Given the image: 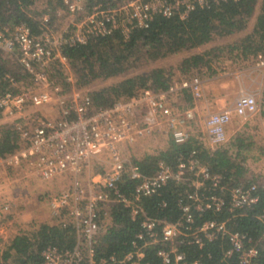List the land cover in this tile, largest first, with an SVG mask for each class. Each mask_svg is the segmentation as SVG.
Here are the masks:
<instances>
[{
  "label": "built area",
  "instance_id": "built-area-1",
  "mask_svg": "<svg viewBox=\"0 0 264 264\" xmlns=\"http://www.w3.org/2000/svg\"><path fill=\"white\" fill-rule=\"evenodd\" d=\"M53 1L60 5L57 15L69 19L62 29L56 30L49 12L41 15L37 33L25 21L0 27V58L15 61L23 72L19 79L9 71L3 74L7 85L0 90V131L9 125L18 145L0 155V169L27 170L44 181L62 175L69 180L63 187L41 192L40 198L47 201L51 222L73 228L74 244H46L40 264H149L148 247L154 248L161 264H258L264 259V206L255 211L260 223L257 236L240 227V218L260 200L264 167L252 166L246 155L244 177L230 181L223 172L212 171L196 148L179 152L171 164L157 146L147 152L156 155L149 172L137 161L145 154L130 153L153 136L175 143L193 136L210 150L228 146L227 128L233 117L259 111L255 94L240 89L232 106L198 115L194 105L177 101L185 90L192 99L202 94L201 72L192 69L188 76L171 80L167 89L142 88L129 98L96 105L89 89L76 84L62 52L64 45L84 44L115 29L128 36L134 27L149 26L158 14L183 18L198 7L227 0H125L114 5L99 1L90 8L87 0ZM254 60L264 65L261 54ZM58 67L67 86L52 75ZM96 162L100 167L95 168ZM125 176L133 182L127 191L120 185ZM170 180L182 185L176 195L179 215L170 219L147 213L142 198L159 193ZM113 203L126 207L138 227L122 254L96 256L97 240L111 222L108 208ZM160 205L165 206L166 200ZM10 207L9 199L0 195V225L7 221ZM207 211L223 217L200 219ZM8 222L12 224L11 219ZM7 237L0 227V240Z\"/></svg>",
  "mask_w": 264,
  "mask_h": 264
},
{
  "label": "trees",
  "instance_id": "trees-1",
  "mask_svg": "<svg viewBox=\"0 0 264 264\" xmlns=\"http://www.w3.org/2000/svg\"><path fill=\"white\" fill-rule=\"evenodd\" d=\"M99 1L114 5L125 0H87V7L90 8ZM258 1L259 12L252 30L239 37L233 44L227 45L225 50L233 59H254L258 54L264 57V0L222 1L208 7H198L183 18L178 15L164 17L158 14L152 18L149 26L134 27L128 36L115 29L84 44L64 45L62 52L68 58L76 84L84 86L96 79L120 75L139 59L155 60L169 53L191 49L208 42L214 34L225 35L242 30L246 27ZM55 5L56 1L53 0H0V27L6 23L25 21L32 33H37L41 15L51 11ZM50 15L52 20L54 15L52 13ZM218 53L204 50L185 55L179 69L185 72L192 69L199 71L200 67L205 65L213 71L214 69L209 67L214 61L211 55L216 56ZM6 71L11 72L17 79L23 75L21 66L15 61L0 58V90L7 85L3 79ZM52 75L64 86L69 84L59 67ZM171 80V73L165 67L156 66L125 76L111 84L89 89V93L94 104L110 105L115 100L136 95L142 88H151L155 91L167 89ZM17 139L15 131L9 125H2L0 155L14 151L18 145ZM167 141V147L160 155L171 164L176 162L179 152L196 148L200 159L208 164L212 171L223 172L230 181L243 178L247 171L246 155L242 151L247 141L241 136L230 140L228 146L214 150L204 147L193 136L183 143H175L171 138ZM233 146L235 149L231 150ZM137 161L143 171L149 172L155 167L156 155L145 154ZM122 182L120 185L121 187L124 185L126 191L132 187L133 182L129 177L125 176ZM181 187L182 185L170 180L160 188L159 193L142 198L144 209L151 215L175 219L179 215L176 195ZM259 193L260 200L257 206L248 215L240 218V227L254 236L259 234L260 223L255 218V211L264 206V184L259 185ZM162 200H166L165 206L160 205ZM108 209L111 222L107 230L98 237L96 256L122 254L129 247L128 240L138 227L137 222L131 219L129 210L121 203H113ZM205 217H223V214L207 211L200 219ZM74 241L71 226L62 227L55 222L42 221L30 229H22L14 234L8 248L0 252V257L4 258L3 264H40V251L43 246L48 243L72 246ZM146 259L149 264H161L153 247L146 249ZM258 264H264V259L261 258Z\"/></svg>",
  "mask_w": 264,
  "mask_h": 264
},
{
  "label": "rangeland",
  "instance_id": "rangeland-1",
  "mask_svg": "<svg viewBox=\"0 0 264 264\" xmlns=\"http://www.w3.org/2000/svg\"><path fill=\"white\" fill-rule=\"evenodd\" d=\"M58 9H60V5L58 4V2H56V5L54 6V8H51L52 12L48 11L50 14L52 13L54 15V18H53L54 20L52 19L51 23L55 24L56 30L62 29V27H65L69 23V19L67 18V15H62V16L57 15L56 10ZM237 36L232 38L229 36L222 37V35L214 34L213 38L219 40L217 42V45L222 44L223 46V47L218 46L219 50L214 51V53L219 52L218 55L216 56L211 55V57L214 59V62H217V61L220 62V63L217 62L216 68L214 67V70L219 71V72H223V71L225 72L227 71V68L235 69V72L234 73L232 72V74L229 73V76L232 78L235 77V78H238L239 80H242V82H244V85L247 87V89L251 92H254L256 98L258 94V98H259L260 91L264 88V65L263 66L257 65L254 59L252 61L251 60L245 61L244 63H241L240 61L236 59V63L235 64L231 63L230 66H226V64L223 62L225 58L232 57L231 55L229 56L227 54L228 52H226L225 48L231 42H235V40L239 38ZM203 49L201 48L200 50L203 51ZM189 51L192 52V50L190 49H185V50L178 51L175 53H169L155 60L139 59V61L134 63L133 66H131L129 69H127L120 75L109 77L107 79H96V80H93L91 83H88L84 86L87 87L88 89H92L94 87H99V86H104V85L116 82L125 76L133 75L137 72H142L151 67H156V66L165 67L168 70V72L171 73V79L173 81H178L181 78L188 76L187 72L179 69V65H180L182 58L185 55H188V53L185 54V52H189ZM193 52H196V51H193ZM201 69L199 71H201ZM177 101L180 102L181 104L182 99L179 98ZM238 119L241 122H243L247 118L239 117ZM167 140L168 138L166 137L164 138L163 137L159 138V136H153V138L150 137L149 139L141 141L140 144L135 145L134 149L130 150V153L131 155L141 157L144 154H147V152L149 151L157 150V146H160L163 149H165L168 144ZM255 146L257 147L256 143L253 144L252 146L254 147L252 149L253 151L252 150L249 151L252 153L248 152L247 154L249 157L250 164L256 168L258 166H261V168H263L264 167L263 165L264 149L261 150V148H264V145L258 144L259 148H255ZM98 167H100V163L96 162L95 168H98ZM68 182L69 180H68L67 175L58 176L52 180L44 181V180H41L39 177L34 176L32 173L28 172L27 170H20V172L16 173L14 172V170L12 171L11 169H8V168L6 169L2 167L0 169V192L1 193L3 192V196H6L9 199L11 207H10V211L6 213L5 215V221L6 220L7 221L4 224L2 223L1 224L2 226L0 225V227H2L4 232L8 236H10L9 234L10 230L8 228H10L11 224L10 222H8V220L11 219V223L14 224L16 222V218L18 217V215L21 214L22 212L28 213L29 218L32 220H35L34 223H37V222L40 223L42 221L51 222L52 221L51 215H49L47 218L43 217V212L45 210L49 212V206L45 199L40 198L41 192L49 190L51 188L58 189L60 187L65 186L66 183ZM23 228L30 229L32 227L30 225L29 227H23ZM23 228H21L20 230H22ZM9 244H10L9 237H7L5 240L1 239L0 240V252H2V250L7 249ZM3 263H4V258L0 257V264H3Z\"/></svg>",
  "mask_w": 264,
  "mask_h": 264
},
{
  "label": "crops",
  "instance_id": "crops-1",
  "mask_svg": "<svg viewBox=\"0 0 264 264\" xmlns=\"http://www.w3.org/2000/svg\"><path fill=\"white\" fill-rule=\"evenodd\" d=\"M258 12H259V1L255 5V8L252 14L249 16L246 27L244 29L232 32L230 34L222 35V37L229 36V37L234 38L237 35H238L237 37H241L246 32L251 31L252 27L255 24ZM218 41L219 40L212 38L208 42H205L201 45L191 48L190 50H192V52L191 51L185 52V54L202 52L200 50L201 48L202 49L204 48L205 50L218 51L219 50L218 46H222V44L217 45ZM230 44H233V42H231ZM193 51H196V52H193ZM237 60L240 61L241 63H244L245 61H250V60L252 61L253 58H245V59L237 58ZM217 62L220 63L219 61ZM217 62L212 61L209 67H212L211 69L213 70L214 67L216 68ZM223 62L226 64V66H230L231 63L232 64L236 63V59H232V57L230 58L227 57L224 59ZM201 68H200L201 69L200 72L202 75V94L201 96L198 98L192 99L190 92L188 90H185L183 93L182 101H181L183 105H187V104L194 105L195 110L198 115L205 116L209 112L220 111L226 107L232 106L239 90L240 89L248 90L247 87L244 85V82H242V80H239L238 78H235V77L232 78L229 76V73L232 74V72L233 73L235 72V69L233 68L232 69L227 68V71L225 72L224 71L219 72L215 70L210 71V69L205 65H203ZM257 99L260 104L259 111H256L252 114H248V116L245 117L247 119L244 120L243 122H241L237 117H233L232 121L229 123L228 128H227L228 136L230 135L229 137L230 140H232L236 136H241L244 139V141H247L246 147L242 148V151L245 155H247L248 152L254 148L252 147L253 144L256 143L257 147L255 146V148H259L258 144L264 145V88L260 91L259 98L257 94ZM160 137H163V136H159V138ZM263 149L264 148H261V150ZM249 153H252V152H249ZM0 195H3V192L0 193ZM49 215H50V212H48L47 210L43 212L44 218H47ZM34 222L35 220H32L29 218L28 213L22 212L16 218V222H15L16 224L15 223L11 224L13 226L10 225V228H8L10 230L9 238L11 239L12 236L16 234L18 231H20L21 228L29 227L30 225L32 227L38 223V222L37 223H34Z\"/></svg>",
  "mask_w": 264,
  "mask_h": 264
}]
</instances>
